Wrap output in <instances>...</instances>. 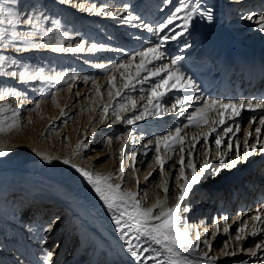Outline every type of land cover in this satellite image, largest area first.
I'll return each instance as SVG.
<instances>
[{
	"label": "bare ground",
	"instance_id": "6f19581e",
	"mask_svg": "<svg viewBox=\"0 0 264 264\" xmlns=\"http://www.w3.org/2000/svg\"><path fill=\"white\" fill-rule=\"evenodd\" d=\"M53 1L58 2L57 6L59 7L61 12V19L66 23L65 28L66 31H68L67 33L68 36H70V37L67 36L69 41H66V43H65V39L63 40L62 46L64 48H68L67 46L71 44L73 45V47L69 46L70 47L69 49L67 50L65 49L64 52H59V53L53 51V46H47L41 48V50L45 52L46 48H48L49 51H47V53L57 55L62 59L66 58L68 60L74 59L76 62L78 61L77 63H79V65H77V69H79L78 71L80 72L77 73L76 70H75L76 73L74 74H72L71 72H67L63 75V79L61 81L57 83L54 82L56 87L57 86L62 87L64 84L68 85V87L62 91L60 90L61 88L58 87L57 89L58 92L55 93V97L53 99L54 100L56 99L55 102L57 103V105L60 106L59 107L57 106V110H54L52 116L47 115L45 118H43L42 121H40L38 117L39 115L38 113L40 112L36 113L35 111L31 110V108L28 110L26 109V107H29L31 105V101L29 98L27 100L23 99L24 101H21L16 106L12 104V109L20 110L21 114H23L24 112L28 113V117L26 120L29 122L28 125L29 127H26L27 125L25 127L29 129L24 130L22 129L23 126L22 128L16 126L17 128H13L10 131L5 130L4 132H0V149H3L4 152L6 153L3 157H0V187L3 191H6L4 192V196H6L7 199L8 197L11 198L10 197L11 194L12 196L13 194L15 196L17 195L18 200L15 203L13 202L14 209H16L18 206L21 207L20 211L22 212L26 211V208L28 209L26 218L22 220L19 219L24 224L28 223L29 221H34V222L41 221V227H38V225H36L37 230L40 231L42 229L44 230V228H48L47 224H48V220H50L49 219L50 213H48V211L43 212L39 205L32 204L31 203L32 200L28 199L30 195L36 196L39 199H43V200L49 199L52 203L49 206V212H51L52 209L54 208L53 202L61 201V197L63 196L67 197L68 199H65V205L70 207L69 213H71V220H70L71 223H68L66 221V225L63 227L61 226V228H65L64 231L61 233L57 231V228L55 230L53 229L52 227L53 223L49 224L51 225V230L45 232L43 231V233L41 234V236L38 238L37 241H33L27 235H25L24 238H22V235L19 234V231H21V229L19 230L15 229L16 232L19 234V236L17 235L16 237L8 238V240L12 242V244L8 243L9 246L7 247L9 248V251L6 252L3 248L1 249L0 247V260L2 257V262L5 260L9 264H45L48 253L54 251L55 253H52L51 255V264H80V262L84 259L86 260L88 259L87 262H85V264H126L127 261H132L135 263V261L130 256V254L126 251L124 240L121 238L120 233L117 232L116 230V226L112 220L111 213L106 208L103 201L95 193L92 186L76 169L82 168L84 170L93 173L94 175L99 174V175L113 176L115 177V179H113L111 183L114 185L120 184V187H122L124 184L121 182H123V180L127 178L128 176L127 174H129L130 182L124 184V189L122 188L123 191L125 192L131 191L133 193L135 192L137 199L141 197V194L143 192H146L147 194L146 196L151 195L152 200L155 202V204L157 203V201H160L164 208L174 207L177 201V197L179 196V194H181V189L184 185L182 179L180 178L190 177L191 170H189V166L193 160L197 170V175L199 177V183H197V185L203 191H205L207 197H210L209 196L210 193H212V191L216 190L217 188L216 186L217 179L221 178L222 175H224L231 168L228 166V162L234 160L235 158L233 154L235 144L240 143V153L242 155V160L244 163L248 162V160H246V157L243 156V153L245 152V140H247L248 150L253 152L252 155L254 156V159L260 158L261 148H264V127H261L259 123L253 126L251 123L248 124L244 123L240 125V133H236V136H234L233 132L236 130L235 128L236 122L232 120V118H230V114L228 113L225 114L228 122H226L224 125H220L221 124L219 123L220 116L215 111L209 112L208 123L201 122L199 127H194L193 125H189L185 122L179 123L176 122V120H174L173 121L174 126L171 127L169 125H165L164 130L162 132H157V135L159 134L157 139L167 136L169 133L174 134L176 128H181L180 135L183 138V141L185 142L182 145L175 146V149L173 151H175L176 148L178 147L177 149L178 155L175 153L171 155L173 151H167V153H165L164 150L166 149L163 146H161L159 157L160 160L163 162V166H161V163L158 162L156 159L154 163H151L150 166L146 167V169L143 170L142 167L144 160L148 159L151 153L155 151L157 139L154 138L153 140V138H151V135L153 134H151L150 136L147 135L146 137L140 134V136L136 137L134 136L132 131L134 130L135 133L136 128H138V131L139 128L140 129L145 128L146 131L149 130L154 131V129L157 127L156 122H160V120L157 121V118L162 119L167 115H169L170 113H173L174 115H177V117L174 119H177L180 117L181 112L165 111L161 115H147L145 116L144 119L136 120L135 122L137 123L134 125V127L131 126L132 129L130 133L132 135H130L129 137L128 130L130 129H127V127L128 126L130 127L131 124L129 125L127 123V120H129V118L133 116L132 113L135 111L139 112L140 110L143 111L145 105H147L148 109H151L156 103L154 99L153 104H147V100L150 94L148 92L149 88L146 87L145 84L149 83V87H151L152 84L157 82L159 78L148 75V73L142 71L138 67L141 65V59L138 55L136 56L135 60L131 59L133 55H136L137 53L141 52L142 48L140 46L138 48H133V50L125 49V47L123 49L119 48V50H117L118 48L116 47V45L118 44L119 39L121 38L118 31L117 30L110 31L107 28H104L106 32H104L103 30L99 31V25H101L102 22L93 21L89 19L88 16H92V14L91 12L86 10L87 8L95 4L97 9H99L101 7L100 6L101 4L103 5V7L108 8L110 11L111 7L116 6L114 1L100 0L101 1L100 4L96 3L97 0H71L70 3H61L60 0H53ZM50 2H48L49 3L48 4L44 0L43 2L44 8L51 5L52 3ZM253 9L244 12L242 16H245L248 13H253L254 12L252 11ZM242 11L243 9H241L240 12ZM93 15L96 19L105 20L108 23H112V25L115 26V22L113 21L115 17L111 15H103V14L99 15L97 12H93ZM118 22L121 21H117L116 23ZM43 23H41V29L49 30V36L51 39L54 40L58 36V35L57 36L54 35L56 31L54 32L51 31L52 29L45 26V23L44 24ZM20 27H22L24 30L26 29V31L30 30L26 24H22L20 25ZM97 32L98 35L95 36ZM32 39H40V42L42 43L41 40L44 41L43 31H41L40 34L35 35ZM127 41L128 39L125 38V42ZM93 44H96L99 50L96 49L90 50ZM77 45H79L82 50L74 51V49L77 48ZM127 45L128 47H130L131 44L127 42ZM15 50L16 48L0 49V53L1 52L9 53L10 55H8V57L11 58L15 56L20 57L22 55H26L30 52L35 51V49H30L27 52L16 51L12 53ZM122 51H128V54L130 56L124 59L120 58L117 53ZM113 58H119L120 61H113ZM147 60L148 57H145V63L143 65L144 68L154 70L156 67L160 66V65L153 66L151 63H147ZM169 62L170 61L164 58L162 61V65L168 64ZM120 64H126V69L117 70V66ZM10 68H11L10 71H12L16 67H10ZM86 70H91V71L90 73L87 74ZM95 71H97V73H95ZM46 72L49 71L46 70ZM61 73L62 72L60 70L58 73L53 74V76L57 74L61 75ZM93 73L95 74L94 76L95 79L93 82L98 83L97 87L95 84H93L92 80L89 78V76ZM71 74L75 78L74 79L72 78L67 83L66 80L67 78L71 77ZM161 74H165L164 76L167 75L164 72H161ZM47 75H49V73ZM144 76H147V79L141 82L140 78ZM111 77H114V79H110ZM152 78L153 79L156 78L155 81H149L152 80ZM12 79L13 78L10 77L7 78V80H12ZM29 82L31 83V81H25V82L19 81L16 85L18 86L24 85ZM43 83H45V81H43ZM126 83L129 84L128 88H125L124 86ZM169 83H172V81H169ZM103 84L104 86L102 87ZM133 84L135 85L134 88L132 87ZM181 84L184 83L181 82ZM71 85L72 88H70ZM107 85L109 86L108 88H110L109 90H111L112 93V95L108 99H106L105 97L106 93L103 94L104 92L103 89ZM7 88H10V85H7ZM97 90L99 91V95H97ZM109 90H107L108 91L107 94H109ZM118 90L119 92L122 91V93L119 96L116 95V92ZM181 90H183V96H192L194 98L193 96L194 94L192 93L193 88L191 89L181 88ZM101 95L103 96L102 101L104 102L103 103L104 106L105 105L109 106L110 100L113 97H115L116 99L115 103L112 104L110 110L114 107H116L115 109L117 108L119 109V107H117L119 106V103H123L125 99L130 98L128 107L125 104L126 105L125 110L123 111L116 110V112L119 113V118L115 120L116 122H112V124H110L105 130L106 132H109L110 135H112L117 129L126 130V134L125 135L123 134L122 138L120 137L118 140V143L120 145L117 151L119 158L118 160L115 159V156L117 158V155L113 150V146L110 147L111 145L109 146L110 147L109 153H107L106 150L101 149L102 151L96 150L93 151L94 153L92 154L89 155L86 154L89 150L90 151L92 150L91 149L92 146L98 147L101 141L99 140V138L102 135L103 129H101V131H97L98 128H100L101 123L95 125L91 131L88 132L85 131L87 124L91 118V114L96 109V106H98L100 103ZM179 96L181 97L180 93H177L175 91H167L165 92V95L161 98V103L164 104L165 106H168L172 101H174ZM91 98L96 99L94 105L95 107H93L94 110L92 113L86 111L85 114L82 116V113L84 112L83 109L81 108L83 102L89 99L91 100ZM6 100L9 101V99ZM47 100L48 99L41 100V103L43 105L42 110L44 113H45L44 110H46V108L44 107L47 104H49V107L50 104H54L53 102L49 103L51 100L49 101ZM132 100L135 101L136 104L135 108L132 107L131 104ZM69 102L72 103L69 105ZM75 102L76 104L73 105V103ZM186 103L187 104H185V106H187V108H192V105L190 104L191 101H187ZM67 105L68 107H66V109L62 112V115L60 116L61 111ZM77 106L79 107L76 109V111L78 109H80L81 111L82 109V111L79 112L78 114V119H81L82 117L85 116L87 117L86 126H83V130H80V132H78V127H76L75 130L71 131L72 133L70 132L67 137H64L66 140L63 141L62 138V143L60 142L59 139L60 137L58 138L57 142H48L46 136L49 132L51 133V128L57 126L56 122L58 116H60L59 121H61L62 119H64V117H68L69 115L74 113V112H70L69 114V110L76 108ZM40 108L38 110H40ZM10 109L7 113V116H9L8 121H13L14 117ZM101 110L102 111L100 115H102V119H103L105 113H103V109ZM128 111L131 112H129V114H126V116H124V113H127ZM43 112L42 114H44ZM113 112L114 111L112 110L109 114H113ZM20 113L18 112V114L15 116V120H17L20 117ZM121 114L122 117L124 116L123 122L118 124L120 121ZM128 115L129 117H127ZM115 116L117 117V115ZM34 120L36 122L38 121V123L37 125L33 124V127L35 126L34 127L35 131L33 130L31 132V128H32L31 124L36 123L34 122ZM150 120H153L154 123L150 122ZM212 121H217V123L212 124L211 123ZM30 122L32 123L30 124ZM152 125L154 126L153 128ZM257 127H260V134H259L260 144L257 145L255 150H252L251 145L255 144L258 138L255 132V129ZM167 128L170 129L165 131V129ZM228 128H233L232 134H230L229 132L226 133L225 130ZM63 129L61 131H63ZM213 129L215 130L213 131ZM61 131L59 132V134H61ZM248 133H252V135L249 136ZM205 134H207V136H205ZM193 137H196V139L193 140ZM217 138L221 139V145L219 148H217L215 144V140ZM127 143L129 144L126 147ZM229 144L232 145L231 149H229L228 147ZM77 145H85L86 147L82 146L78 149ZM131 145L133 146L132 148ZM181 148L183 149V151H180ZM201 148H204L205 150L203 156L200 155ZM135 149L138 150V156L136 158L135 169L132 171L131 167L130 168L128 167V163H129L128 155ZM194 149L195 152L193 153ZM85 155L87 156L85 157ZM108 155H110L109 160L104 161L102 163L104 166H101V164L99 163H101L104 159H106V156ZM123 155H124V160L122 159ZM175 155L177 156L176 159L174 160L175 162L173 163L172 157ZM45 156L50 158L51 163L45 161L42 158ZM181 158H183L184 161L183 163L184 177H182L180 174V169L182 166ZM64 160H68L70 161V163L65 164L63 163ZM115 160L117 161L115 162ZM171 161H172V166H170L169 168L168 164ZM206 162L209 164L208 168H204V164ZM22 163L24 164L21 166ZM73 165H75V167H73ZM121 168L123 169V175H121ZM127 169L129 170V172H127ZM176 171L178 172L175 175ZM159 173L161 175L160 178L157 179ZM142 177H145L143 182L145 181L146 178H148L146 184L139 183ZM75 180L79 181L83 186H86L85 188L89 189L94 195L92 196V198L88 200V207L90 210H92V215H93L92 217L88 216L83 209H81L78 205L74 203L76 194H78L79 192H83L81 191L80 188L74 186L73 182H75ZM173 186L176 187V189L173 188ZM165 187L168 190L167 193L164 192ZM192 191L193 188H191L190 192ZM1 193L0 195H2ZM27 203L28 205H26ZM188 203L191 204L192 202L190 201L187 202V204ZM160 210L161 209H159V211ZM252 217H254V215H248L244 219L243 224H246L248 227L246 228L245 233L241 235L246 236V238L240 240L239 245H241L242 249L245 250V258H249L251 260L250 264H264V247H261L260 249H256L257 252L256 257H253L251 255V252L249 251L250 249H253L256 244L264 245V217L260 221H256L252 219ZM63 223L64 222L62 221L60 225ZM70 224L73 226L70 227ZM187 224L189 225V223ZM17 226L18 225H16L15 227L17 228ZM188 227L190 231L191 227L190 226ZM239 227L240 226L234 228L237 230L235 231L236 234L234 235L238 234ZM253 229L256 230L257 232L256 235H252ZM80 231L82 232L81 236L82 235L84 236L83 240L81 241V243L79 242L75 243V248H73L72 252L70 253V255H68V257L66 256L63 257L64 252L67 251V249L70 247L69 243H71V241L73 243L74 242L73 240L78 235L79 238L78 237L77 238L81 239ZM0 233H2V231ZM214 240L217 245L214 246L215 250L218 251L221 248V245L223 246L225 244V240L223 238H219V239L215 238ZM119 241L121 242L120 247H118ZM95 244H97L96 247L94 246ZM145 246H147V244ZM55 247H57V249L55 250L51 249ZM155 247H159V246H155ZM81 249L82 252L80 253ZM102 251L104 252L102 253ZM240 253L244 255L243 251H240ZM142 254H145L144 256L148 255L147 253H143V252L141 253V255ZM189 258L193 260H199V257L195 256L194 254L190 255ZM0 264L3 263H1L0 261Z\"/></svg>",
	"mask_w": 264,
	"mask_h": 264
},
{
	"label": "snow or ice",
	"instance_id": "6c2138e0",
	"mask_svg": "<svg viewBox=\"0 0 264 264\" xmlns=\"http://www.w3.org/2000/svg\"><path fill=\"white\" fill-rule=\"evenodd\" d=\"M61 3H70L71 0H60ZM165 3L171 4L172 0H165ZM5 5H11V7H5ZM19 0H0V49H7L9 47H15L17 43L21 44V47H16L17 52H27L30 49H39L41 47L53 46V51L55 52H64L65 48L63 45L64 37L62 35H58L54 40L49 36V30L41 29V20L40 18H47L44 16V13L37 12L36 7L34 5H30L28 8H23L18 6ZM129 6H123V12L128 11ZM89 12H97L98 14L103 15H111L113 17H117L122 15L121 9H117L116 11H109L108 8L101 6L97 9L96 5L93 4L91 7L86 9ZM180 13H184L183 16H179ZM199 15L201 18H206L207 20H212V12L211 9L204 8L201 9V5L199 3L192 4L190 0H179L178 6L174 8L172 14L169 15L166 19L165 23L160 24L158 27L153 28L148 24H142L141 26L146 28L148 32H152L153 34L161 33L167 28L169 25L173 24L175 20L182 19L184 21L182 28L184 31H187L190 22L193 17ZM125 21H132L139 19L138 16H134L132 14H128L123 17ZM244 19L251 21L256 28L260 31L264 32V12L260 15H255L254 13H248L244 16ZM55 24H58L59 21H55ZM26 24L29 27V31L20 32L17 30V26ZM55 27L51 31H55ZM43 31V38L47 43L45 45H41L35 43L32 38L35 35L40 34ZM183 32L181 33V35ZM175 36L163 35L159 37L158 43L148 48L146 51H141L136 55H133L131 59L135 60L138 55L141 59V65L138 66L142 71L148 73V75L153 77H160L161 72L166 73V76L161 77L157 80L152 86L148 89L149 97L147 100V104H153V100L155 99L156 103L153 106L152 110L149 111L147 105H145L144 110L133 118L127 120L128 124L135 123L136 120L144 119L147 115H161L163 112H172L177 111L178 106L184 105L187 101H192L194 98L192 96H182L177 97L174 101H172L168 106H165L161 103V98L165 95L164 89H172L176 88L177 90L183 89H191L194 88V82L188 78L184 84H181L182 80H185L183 72L180 70L178 66V62L183 60L184 57L176 56L170 59L168 64L160 65L156 67L154 70H150L144 68L143 65L145 63V57H148L147 63H151L152 60H160L163 57V53L160 51V48L163 47L166 41L170 39H175ZM191 47L190 44H185V48ZM97 48L96 44L91 46V49ZM82 50L79 45L74 51ZM119 50V49H117ZM18 67L20 70H12L7 71L8 67ZM126 69V64H120L117 66V70ZM0 75L7 76L10 78L18 79L21 82L25 81H35L41 80L45 82H59L63 79V75H47L45 74L43 68L39 69H31L30 67H23L15 57L9 58L5 55H0ZM73 79L75 77H72ZM110 79H114L111 77ZM141 82L147 79V76L141 77ZM172 81V83H169ZM125 88L129 87V84L124 85ZM134 88L135 85L133 84ZM22 93L14 88H3L0 89V97L2 96H11L18 97L21 96ZM97 95H99V91L97 90ZM109 95L111 96V90H109ZM116 95L119 96V90L116 92ZM130 99V98H129ZM143 99V97H142ZM55 103V100H53ZM132 107L135 108V101H131ZM59 106V105H57ZM37 110L39 109V104L36 105ZM126 105L124 103H119V110H125ZM248 111L255 112L257 109H264V98H261L259 102L253 104V102L249 101L247 104L244 102L239 103H225L221 100H211L204 106L200 107L196 110V112L187 117L188 124L193 125L195 127H199L201 122L208 123V113L211 111L217 112L220 116L219 123H224V113L229 112L230 118L239 117L241 111L244 109ZM9 106L4 105L0 106V113L8 110ZM13 113V121L11 124L7 126V128L0 123V132H4L5 130H11L16 127L15 116L18 114V109H11ZM182 112L183 109L181 108ZM103 113H108V106L105 105L103 107ZM114 113L119 118V113L114 109ZM256 118L252 117L250 123H256ZM212 124L217 123V121H212ZM259 125L264 127V115H261L259 121ZM215 129H213L214 131ZM239 124L236 125V131H239ZM227 132H231L232 128H228L225 130ZM257 134V141L255 144L251 145L252 150H255L257 145L260 144L259 134L260 127L255 129ZM181 128H176L173 133H169L167 136L158 138L156 141L155 151L157 153V161L161 163L163 166V162L160 160L159 152L161 146H163L168 151H173L176 145H182L184 143L183 138L180 135ZM249 136L252 133H248ZM207 136V134H205ZM196 137H193L195 140ZM111 143V140L108 141ZM215 144L217 148L221 145V139L217 138L215 140ZM86 147L85 145H77V148ZM229 149H231L232 145H228ZM237 149L239 146L237 145ZM180 151H183L181 148ZM261 152L264 153V148H261ZM6 153L3 149H0V157H3ZM253 154L252 151L248 150L247 140H245V152L243 156L251 157ZM45 161L51 163L49 157H42ZM131 159L133 161V167H135L136 153L132 152ZM242 161V155L237 150L235 154V158L232 161L228 162L229 167H235L237 163ZM63 163L68 164L70 161L64 160ZM183 158H181V169L180 174L184 177V169H183ZM75 167V165H73ZM209 164L206 162L204 164V168H208ZM92 186L95 193L99 196V198L103 201L106 208L112 215V220L116 226L117 232L120 233L121 238L124 240L126 251L130 254L136 264H148V261H154L155 264H202V261L206 260L205 257H200L199 260L190 259L189 256L192 254L198 253L199 245L196 241L200 240V234L197 231L195 233V238L193 239V234L189 231L188 224L186 222H182L180 211L181 205L179 201H182L190 192L193 185L199 183V177L197 175V170L195 165L191 166V180L187 177H184V185L181 189V195L177 197V203L175 207L164 208L160 201H157L155 205L151 208H144L141 206L139 200L135 193L131 191H123L119 185H114L111 183L115 177L106 176V175H94L93 173L84 170L82 168L76 169ZM202 174V173H201ZM121 175H123V169L121 168ZM167 188H164V192L167 193ZM264 206V205H262ZM159 208L161 209L158 214L154 215V211ZM185 211H191V206H187ZM58 219V218H57ZM252 219L256 221H260L261 217L259 215L252 217ZM225 220L227 218L225 217ZM248 226L246 224H242L238 229V234L235 236V239L239 242L242 239H245L246 236L241 235L245 233L246 228ZM51 225L48 226L45 231H50ZM228 231L227 228L224 229ZM257 232L253 229L252 235H256ZM147 244V246H145ZM159 246V247H155ZM264 247L262 244H256L253 249H250L251 255L253 257L257 256L256 249H260ZM244 251V249H242ZM147 253V256H142L141 253ZM226 255L235 256V251L231 253H225ZM51 255L52 253H48L47 260L45 264H51Z\"/></svg>",
	"mask_w": 264,
	"mask_h": 264
},
{
	"label": "rangeland",
	"instance_id": "374dc122",
	"mask_svg": "<svg viewBox=\"0 0 264 264\" xmlns=\"http://www.w3.org/2000/svg\"><path fill=\"white\" fill-rule=\"evenodd\" d=\"M37 2V3H36ZM44 0L42 1V0H19V5L18 6H20V7H23V8H28L30 5H34L35 7H36V11L37 12H43V13H46V14H44V16L45 17H47L46 19L45 18H40V20L42 21L41 23H45V26H47V27H49V28H51V29H53L54 27H55V31H56V33L54 34V35H62L63 37H64V39H65V43H66V41H69L68 40V38H67V36H68V31H66V23L63 21V20H61V17L59 16V14H60V12H58V10H57V7H56V5L54 6L53 4H51V5H49L48 7H45L44 8ZM51 3V2H50ZM49 4V3H48ZM47 4V5H48ZM42 5H43V7H42ZM5 7H11V5H5ZM42 7V8H41ZM49 16V17H48ZM44 20V21H43ZM55 21H59V23L58 24H55L54 22ZM48 22V23H47ZM43 23V24H44ZM53 26V27H52ZM68 28V27H67ZM17 30L18 31H20V32H22L23 33V28L22 27H20V25L19 26H17ZM26 31V29L24 30V32ZM27 32V31H26ZM66 35V36H65ZM68 37H70V36H68ZM67 38V39H66ZM35 43H38V44H41V45H45V43H47L45 40L43 41V40H41L42 41V43L40 42V39H32ZM72 41H74V40H72ZM69 44V43H68ZM67 44V45H68ZM69 46H71V47H73V45H69ZM69 46H67L68 48H65L66 50L67 49H69L70 47ZM16 47H21V44H19V43H17V45L15 46V47H9L8 49H14V48H16ZM41 48H44V47H41ZM41 48H39V49H35V51L34 52H30V53H28V54H26V55H22V56H15V58L17 59V61L23 66V67H30L31 69H33V70H35V69H39V68H43V70H44V72L46 73V74H48L49 73V75L50 74H56V73H58L60 70H61V75H64L65 73H67V72H71L72 74H74V73H76L75 72V70L77 71V73H79L80 71H78L79 69H77V66H75V60L74 59H62V58H60V57H58L57 55H54V54H50V53H47V51H49V49L48 48H46V51L44 52L43 50H41ZM48 49V50H47ZM14 52H16V50L15 51H13L12 53H14ZM43 52V53H42ZM0 55H5V56H8V55H10L9 53H3V52H1L0 53ZM12 67H15V66H12ZM10 67H8L6 70L7 71H10L11 70V68L9 69ZM35 68V69H34ZM14 70H19V68L18 67H16ZM46 70H48L49 72H46ZM70 74V73H69ZM71 74V77H69V78H67V83H68V81L69 80H71L72 79V77H73V75ZM92 75V76H91ZM90 76H89V78L92 80V82L94 81V76H95V74L93 73V74H91ZM7 78H9V77H7V76H2V75H0V89H3V88H7V85H10V88H14V89H16V90H18L19 92H21L22 93V95L21 96H18V97H16V98H13V97H11V96H2V97H0V106H4V105H7V106H9V109H10V107H11V109H12V104H14V106H16V105H18L21 101H24V100H27L28 98L30 99V101H31V105L29 106V107H26V109L28 110V109H30L31 108V110H33V111H35L36 113L37 112H40V113H38L39 115H38V117H39V119H40V121H42L43 120V118H45L47 115H53V113H54V110H57V103L55 102L54 104H50V107H49V104H47L44 108H46V110H44L45 111V113L43 112V105H42V103H41V100L42 99H48L47 101H49V100H51L49 103H52L53 102V98L55 97V93L56 92H58V87L59 88H61L60 90L62 91V90H65L67 87H68V85H65V87H64V85L62 86V87H60V86H57L56 87V85H55V83L54 82H45V83H43V81H41V80H35V81H31V83L29 82V83H26V84H24V85H16L19 81H18V79H15V78H13L12 80H7ZM93 78V79H92ZM40 81V82H39ZM33 82V83H32ZM110 82V81H109ZM57 83V82H56ZM28 84V85H27ZM93 84H95L96 85V87H97V84L98 83H96V82H93ZM109 85V84H108ZM105 86V88L103 89V94H105V97H106V99H108L109 97H110V95L109 94H107L108 93V91L107 90H109L110 88H108L109 86ZM104 86V84L102 85V87ZM107 87V88H106ZM70 88H72V85H71V87ZM150 88V87H149ZM71 93V92H70ZM69 93V94H70ZM122 93V91L120 92V94ZM93 94V93H92ZM92 94H90V95H92ZM111 95H112V93H111ZM69 97V96H68ZM13 98V99H12ZM22 98V99H21ZM6 99H9V101H7ZM24 99V100H23ZM68 99V98H67ZM18 100V101H17ZM74 100V99H73ZM73 100H72V102H73ZM95 100L96 99H94V98H91V100L89 99V100H86V101H84L83 102V105H82V109H83V113H82V116L85 114V112L87 111V112H93V110H94V108L93 107H95L94 105H95ZM103 96L101 95V97H100V103H99V105L98 106H96V109L94 110V112L91 114V118H90V120H89V122H88V124H87V127H86V132H88V131H91L92 130V128L95 126V125H98V124H100L101 123V126H100V128H98V130L97 131H101V129H103V132H102V137L100 136V138H99V140H101L100 141V144H99V146L98 147H91V151L89 150L86 154L87 155H89V154H92V153H94L93 151H96V150H106L107 151V153H109V151H110V147H112L113 146V150H114V152L116 153V155H117V158H116V156H115V159H119L118 158V149H119V147H120V145H119V143H118V140H119V138L121 137L122 138V135L124 134H126V130L125 129H120V130H123V131H120V130H116L112 135H110V133L109 132H106L105 130L107 129V127L110 125V124H112V122H116L115 120L117 119V117L115 116L116 114L113 112V114H115V115H113V114H109L112 110L114 111V109L116 108V107H114V108H112L111 110H110V107H112V104H114L115 103V97H113L111 100H110V105L108 106V113L107 114H105L104 116H103V119H102V115H100V113H101V109H103V107H104V105H103ZM17 101V102H16ZM55 101H56V99H55ZM71 102V103H72ZM33 103V104H32ZM41 103V104H40ZM70 102H69V105L71 104ZM123 103L124 104H126L127 105V107H128V103H129V99H125V101H123ZM37 104H40V110H37V108H36V105ZM56 104V105H55ZM76 104V102L75 103H73V105H75ZM55 106V107H54ZM60 106V105H59ZM58 106V107H59ZM102 106V107H101ZM49 107V108H48ZM51 107H54V108H51ZM66 107H68V105L67 106H65L64 107V109L61 111V114H60V116L62 115V112L66 109ZM79 106H77L76 108H73V109H71V110H69V114H70V112H74V113H72L71 115H69L68 117H64V119H62L61 121H59L60 120V116H58V118H57V122H56V124H57V126L56 127H53V128H51V133L49 132L48 134H47V140H48V142H57L58 141V138L60 139V142L62 143V138H63V141L64 140H66L64 137H67L68 136V134L71 132V131H73V130H75V128L76 127H78V132H80V130H83V126H86V119H87V117L85 116V117H82L81 119H78V114H79V112H81L82 111V109H81V111H80V109H78L77 111H76V109L78 108ZM117 107H119V106H117ZM51 108V109H50ZM101 108V109H100ZM9 109L8 110H5L4 112H2V113H0V123L2 122V124L5 126V127H7L9 124H11V122L12 121H8V117L9 116H7V113H8V111H9ZM10 109V110H11ZM99 110H100V112H99ZM115 110H119L118 108L117 109H115ZM76 111V112H75ZM19 113H20V110L18 111ZM42 112L44 113V114H42ZM129 112H131V111H128L127 113H124V116H126V114H129ZM140 112H142V110H140L139 112H137V111H135V112H133L132 114H133V116L131 117V118H133L135 115H137L138 113H140ZM99 113V114H98ZM42 114V115H41ZM66 114H67V111H66ZM108 114H109V116H108ZM44 115V116H43ZM3 116V117H2ZM77 116V117H76ZM121 117H120V121H119V123L118 124H120L121 122H123V118H124V116L122 117V114L120 115ZM7 117V118H6ZM27 117H28V113L27 112H24L23 114H21L20 113V117L17 119V120H15V122H16V126L18 127L19 126V128H22V126H23V128L22 129H24V130H26V129H29V128H26V127H29L28 125H29V122L26 120L27 119ZM112 117H113V119H112ZM127 117H129V115L127 116ZM131 118H129V119H131ZM101 119V120H100ZM112 119V120H111ZM101 121V122H100ZM109 121H110V123H109ZM34 122H36L35 120H34ZM32 122H30V124H31ZM37 123H38V121L36 122V123H32L31 125H32V128H31V132L34 130L35 131V129H34V127H33V124L34 125H37ZM137 122H135V123H133V124H129L130 125V127L128 126L127 127V129H130V130H128L129 132H128V136L130 137V135H132L131 133H130V131H131V129H132V127H134V125L136 124ZM20 124V125H19ZM92 124V125H91ZM27 125V126H26ZM72 125V126H71ZM107 125V126H106ZM26 126V127H25ZM118 126V125H117ZM132 126V127H131ZM17 127H15V128H17ZM63 128H65V129H63ZM53 129V130H52ZM63 129V131H61ZM12 130V129H11ZM10 131V130H9ZM61 131V134H59V132ZM138 131V128H136V131H135V133H134V130L132 131V133L134 134V136H140V129H139V131ZM72 133V132H71ZM81 134V133H80ZM145 133H141V135H144ZM52 137V138H51ZM128 137V138H129ZM85 138H87V137H85ZM109 140H111V143H109L108 141ZM108 144V145H107ZM128 144L129 143H127V145H126V147L128 146ZM132 144V143H131ZM213 144H214V141H213ZM62 145V144H61ZM111 145V146H110ZM110 146V147H109ZM109 147V148H108ZM133 146L131 145V148H132ZM130 148V149H131ZM212 148H214V147H212ZM129 149V150H130ZM178 147L176 148V150L175 151H173L172 152V154L171 155H173L174 153L175 154H177L178 155ZM101 150V151H102ZM167 151L168 150H164V152L165 153H167ZM205 150H204V148H201V153H200V155H202L203 156V153H205L204 152ZM195 152V149L193 150V153ZM165 153H164V155H165ZM87 155H85V157L87 156ZM177 155H175V156H173L172 158V161H173V163L175 162L174 160L176 159V156ZM201 156V157H202ZM123 157H124V155H123ZM88 158V157H87ZM109 158H110V155H108V156H106V159H104L101 163H99V164H101V166H104L102 163L104 162V161H107V160H109ZM157 159V153H156V151H154V152H152L151 153V155L148 157V159H145L144 160V163H143V167H142V169L143 170H145L146 169V167H148V166H150V164L151 163H154L155 162V160ZM117 160H115V162L117 161ZM124 160V159H123ZM146 161V162H145ZM172 161L168 164L169 165V168H170V166H172ZM24 163H22L21 164V166L23 165ZM157 166V165H156ZM155 166V167H156ZM99 167H100V165H99ZM201 168V167H200ZM142 172V171H141ZM177 172L178 171H176V173H175V175L177 174ZM160 173H159V176H157V179H159L160 178ZM174 175V176H175ZM174 176H173V178H174ZM201 180H202V178H201ZM123 186H124V184H123ZM173 188H175L176 189V187H174L173 186ZM175 189H173V190H175ZM0 193L2 194V195H0V218H3V219H6L7 220V223L10 225H18V227L21 229V225L23 224L22 223V221H20L19 219H20V211H18V210H11L10 208H9V206H8V201H9V197H8V199L6 198V196H4V192H6V191H3L2 189H1V187H0ZM41 207V206H40ZM50 216V215H49ZM51 220V219H50ZM50 220L48 221V222H50ZM1 224V223H0ZM39 227V226H38ZM2 229V228H1ZM3 231V230H2ZM61 232H63V230L62 231H59V233H61ZM7 233H9V234H11L13 237L16 235V232H15V228L13 227V228H11ZM41 236V235H40ZM30 238L31 239H34V238H36V237H34L32 234H30ZM73 239H74V237H73ZM0 240H1V238H0ZM74 242L72 243V241H71V243H69V245H70V247L67 249V251H65L64 252V254H63V257L64 256H66V257H68V255H70V253L72 252V250H73V247L75 248V243L76 242H78V239L77 238H75L74 240H73ZM35 246V245H34ZM95 247L97 246V244H95L94 245ZM86 247V246H85ZM84 247V248H85ZM2 249V248H1ZM51 249H53V250H55V249H57V247H55V248H51ZM83 249V248H82ZM82 249L80 250V253L82 252ZM45 250H46V248H45ZM69 252V253H68ZM79 252V251H78ZM104 251H102V253H103ZM51 253H55L54 251H52ZM66 257H65V259H66ZM3 258H4V256H3ZM88 260V259H87ZM87 260L86 259H84V260H82L81 262H80V264H85V262H87ZM0 261H2V257H1V260ZM44 261V260H43ZM2 263V262H1Z\"/></svg>",
	"mask_w": 264,
	"mask_h": 264
}]
</instances>
